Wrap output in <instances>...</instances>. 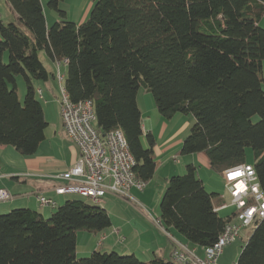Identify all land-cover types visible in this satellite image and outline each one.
I'll list each match as a JSON object with an SVG mask.
<instances>
[{
	"label": "trees",
	"instance_id": "trees-1",
	"mask_svg": "<svg viewBox=\"0 0 264 264\" xmlns=\"http://www.w3.org/2000/svg\"><path fill=\"white\" fill-rule=\"evenodd\" d=\"M16 20H0V145L32 156L48 122L33 81L49 72L39 52L66 62L64 90L72 102L91 100L100 133L119 129L135 160V178L153 177L155 140L144 136L136 96L151 93L166 120L192 115L183 155L204 153L210 169L251 165L264 193V0H93L89 18L77 24L47 0L59 20L46 23L40 0H6ZM7 54V61H4ZM25 94L19 100L15 77ZM159 221L187 244L211 246L236 213L220 216L192 164L167 178ZM135 190V189H134ZM111 226L110 214L82 199L66 200L50 216L30 208L0 214V264H176L154 255L92 251L76 256V233L97 234ZM235 264H264V217Z\"/></svg>",
	"mask_w": 264,
	"mask_h": 264
},
{
	"label": "crops",
	"instance_id": "crops-1",
	"mask_svg": "<svg viewBox=\"0 0 264 264\" xmlns=\"http://www.w3.org/2000/svg\"><path fill=\"white\" fill-rule=\"evenodd\" d=\"M40 1L42 6H44L46 0ZM43 11L44 15L46 16L44 7ZM45 19L47 25H49L47 16L45 17ZM0 20L3 23H8L16 20V14L13 12L6 0H0ZM259 24L264 28V14L259 20ZM40 54H44V59L41 61L49 72V79L47 81H33V85L36 93L39 94L42 99L46 98L47 103H49V98L51 97L50 93L53 89V82L55 81V77L57 79V74L62 76L64 85V76L62 71L64 70L66 72V62L51 61L49 58H47L43 51L39 52V58ZM262 75L264 77V60L262 62ZM50 79L53 80L52 83ZM262 85L264 87V82ZM138 92L136 101L141 115V128L143 132V138L147 132H150L153 135L156 143L157 135L159 136V139H163L165 136H167V139L162 141L158 145V150L163 154L169 152L176 146H181L182 140L187 135L186 133L189 132L188 128L193 123L194 118H189V120L184 122L182 126H179L176 131L171 124L173 122L172 119L169 120L170 124L161 122L160 126L157 127V125L153 124L152 120H144V114L142 113V110L140 109V106L138 104ZM43 113L45 118V110H43ZM49 126L50 124L48 122V127ZM48 127L46 128V130L48 129ZM46 130L45 139L39 144L37 152L32 156H21L20 158H18L16 156L17 154H13L16 151L11 146L0 145V188L5 189L11 196L9 200L0 202V214L8 212L14 208L21 207L36 210L45 217L49 216L53 211L50 210L51 208L49 206L41 207L39 205L37 199L39 195L47 198H52L56 202V205H61L66 200L70 199H81L73 197L72 195H70L71 193L57 195L54 192L53 188L56 185V181L52 180L51 176L63 172L73 166V164L77 160L78 152L76 146L65 135L62 128L61 119L60 126L58 122H53V124L51 125L52 134L50 136L46 134ZM174 131L175 133H173ZM42 147H46V149L44 150V148ZM174 156L175 155L172 156L173 159ZM185 161L188 162V164H192L196 167L197 175L201 179L205 189L207 190L208 187H213L214 190L215 185L217 184L214 181V177L212 176V173L214 172L209 167L207 156L204 153H194L187 156L185 158ZM10 162L15 163H12L13 165L9 166L8 163ZM247 164L251 165V162L247 161ZM159 166L162 167L160 168L162 170L166 168V166H163L156 161V167L153 176L157 173ZM7 167L9 169H7ZM171 170L172 171H170V174L173 175V173L178 171L180 172L182 169H180V167H177L176 169ZM202 170H204L203 173H201ZM8 177L15 179L18 183L22 184L13 185L7 183L5 179H7ZM135 191L132 192V190H130V194L131 192L134 194V196L132 194L131 195L136 200V203H131L126 198L113 194H106L102 199L103 203L101 204H105L104 200L107 198V196H109L110 198H116L118 204L117 208L121 207V209L125 211L124 215H118L119 217L114 216V214L116 213L110 215L111 226L107 228L108 234H106L105 232L106 235L99 238L101 240L104 239V241L106 240L107 248H111L106 250L131 253L139 258H143L141 260L148 261L150 260V257H153L154 255L170 259L171 252L174 248V241L186 244L189 247H193L191 246V244L182 242L183 240L181 241L178 238L174 237V235L170 234L169 231L165 230L163 227L156 225V227L160 231V234H162L165 239L158 236L159 231H157L155 227L153 228L150 223V218L151 220L153 218L143 210L144 207L142 205H144V190L142 192ZM215 193H217L218 196L214 199L213 204L218 214L221 211H225V216L236 213V208L231 205L230 196L227 190L225 192V195H220L218 191ZM230 205L232 206V208L234 207L233 211H229ZM155 220H158V218H155ZM233 221H235V218H233ZM78 235L79 234L76 233L75 252L76 256L79 258L87 257L92 251H101V248H106L104 247L103 242L101 243L100 240L94 243V239L92 237L87 238L82 236L83 239L81 240V242H78ZM115 246L118 249H115ZM193 248L196 249L197 254L200 251L203 256L202 248H198L195 246ZM222 255L223 253L217 259L218 262L221 259ZM219 264H226L225 259H221Z\"/></svg>",
	"mask_w": 264,
	"mask_h": 264
},
{
	"label": "built area",
	"instance_id": "built-area-1",
	"mask_svg": "<svg viewBox=\"0 0 264 264\" xmlns=\"http://www.w3.org/2000/svg\"><path fill=\"white\" fill-rule=\"evenodd\" d=\"M57 80L61 94L59 114L62 128L76 146L78 156L73 166L51 176L56 181L54 192L57 195L74 193L97 204L103 203L106 194L134 200L130 190L142 192L145 183L133 174L135 160L124 135L119 129L98 132L93 125L96 120L93 102H72L64 90L62 76L57 74ZM223 178L230 202L236 208L235 221L226 223L217 240L211 246L202 248L203 256H199L195 248L174 241L170 258L176 264H218L217 259L223 248L234 242L240 229L264 217V193L252 165L242 164L227 169L223 172ZM10 198L9 193L0 188V202ZM37 199L41 207L56 206L52 198L39 195ZM154 223L161 226L159 219Z\"/></svg>",
	"mask_w": 264,
	"mask_h": 264
},
{
	"label": "rangeland",
	"instance_id": "rangeland-1",
	"mask_svg": "<svg viewBox=\"0 0 264 264\" xmlns=\"http://www.w3.org/2000/svg\"><path fill=\"white\" fill-rule=\"evenodd\" d=\"M43 7L45 10V14H46L48 21H49V26H51L54 23V21L59 20L58 14L55 10H53L47 6V0H46ZM58 7H59V9L64 10L66 12V17L68 20L75 21L77 24H80L89 18L91 10L94 7V1L93 0H62L59 2ZM43 57H44V54H40L41 60L44 59ZM4 61H7V54H5ZM62 73H63L64 79H65L66 72L63 70ZM50 81H51V83L53 82V80H51V79H50ZM15 82H16L18 97H19L20 101L22 102L24 94H25L24 79L21 75H19V76L15 77ZM50 94H51V97L49 98L50 99L49 103H47L46 98L42 99L39 96V94L36 93L37 99L40 101V103L43 107V110H45V118H46L47 122H49V124H50V126L46 130V134L48 136H50L52 134L51 133V125L53 124V122L54 123L58 122V124L60 126L59 100H60L61 94H60V90H59L58 80L56 79V77H55V81L53 82V89L51 90ZM137 98H138V104L140 106V109L142 110V113L144 114V120L145 119L146 120H152L153 124L157 125V127L160 126L161 122L170 124L169 120L164 119L159 114V112L155 106L154 99H153V96L151 95V93H148V92L144 91V89L140 88ZM189 118L190 119L193 118L192 115H176L174 118H172L173 122L171 124L173 125L174 130L176 131V129L179 126H182L184 122L188 121ZM93 125L95 127V123H93ZM191 125H190V127H191ZM190 127L188 128V130L190 129ZM175 131L173 133H175ZM186 134H188V133H186ZM166 139H167V136H165L163 139H159V136L157 135L156 136V143L154 145L155 149L153 147V149H154L153 153H154L155 160L158 163L162 164L163 166H166V168L162 170V169H160L162 167L159 166L157 173L153 176V178L150 179V181H148L145 184V188H144V201L145 202L142 200L143 204H144V205H142L144 207L143 210L145 213L149 214V216H151L153 218L151 220V218L149 217L150 223H151V226L153 228L155 227L157 229V231H159V230L156 227L153 220H155V218H159L160 200H161L162 194L164 193V189L166 187L167 178L172 175V174H170V171H172L171 169H176L177 167L178 168L180 167V169H182V170L180 172L178 171V172L173 173V175H178V174L184 173L185 172V166L188 164V162L185 161V158L190 155V154H185V155L181 154L179 152L180 146H178V147L176 146V147L172 148V150H170L167 153H164V154L161 153L158 150V145ZM142 142H143L144 146L147 145L146 140L144 138L142 139ZM42 148H44V150L46 149V147H42ZM13 154H17L16 156L18 158L21 157V155H19L16 152H14ZM173 155H175L174 158H176L177 161L173 160V158H172ZM246 155H247V161L252 162V155H251L250 149H247ZM12 163H15V162L8 163L9 166H12L13 165ZM7 169H9V168L7 167ZM203 172H204V170H202L201 173H203ZM212 176L214 177V179H215L214 181L216 182L217 185H215L214 190H213V187H211V188L208 187L207 191L208 192H212V191L217 192L218 191V193L220 195H225L226 190L224 187V184H225L224 178L220 174H217V173H212ZM5 180L7 183H10L13 185L22 184V183H18L15 179L10 178V177H8ZM134 191L135 190L132 189V192H134ZM132 192H131V194L134 196V194ZM70 195H72L73 197H76V198H81L84 202H86L90 205H95V206L104 208L110 215L116 213V214H114V216H116V217L118 215L119 216L124 215V213H125V211L122 210L121 207L117 208L118 204H117L116 198H110L109 196H107V198L104 200L105 204H101V203L97 204V203H94L92 200H90L88 198H83L77 194L71 193ZM128 201L131 203L132 202L134 203L136 200L134 199V200H128ZM137 201H138V199H137ZM231 205H233V204H231ZM231 205H230L229 211L234 210L233 208L235 207V205H233L234 206L233 208ZM57 206H59V205H56L55 207H50L51 208L50 210L55 211ZM18 208H21V207H18ZM5 213H8V212H5ZM1 214H3V213H1ZM219 214H220V216H225V211H221ZM46 217H48V216H46ZM254 228H255V223H252L249 227H242L240 229L239 236L234 240V242H232L229 245H226L223 248V251H222L223 255H222L221 259H223V260L225 259L226 264H235L236 263L237 257L240 254L242 247L244 246V244L248 240V237L250 236V234L252 233ZM107 231H108V229H106L102 233L101 232L97 233L96 235H92V234L85 232V231H78L77 232V234H79L78 235V242H81L83 237H87V238L92 237L94 239V243H96L98 240H100L101 243L103 242V245L106 248H101V251H108V252L114 251V250H106V249H111V248H107L106 240L104 241V239L103 240L99 239L101 236L108 234ZM168 231L170 234L174 235V237L178 238L181 241L183 240L182 237L180 235H178L174 230L168 229ZM105 232H106V234H105ZM158 233H159L158 236L163 237V235L160 234V231ZM163 239H165V238L163 237ZM182 242H185V241H182ZM115 249H118V248L115 246ZM114 252L121 254V255H130L131 254V253L118 252V251H114ZM198 255L202 256V253L199 251ZM137 258H139V257H137ZM151 258H152V256L150 257V259ZM139 259H143V258H139ZM221 259L219 260V262L217 261L218 264L220 263Z\"/></svg>",
	"mask_w": 264,
	"mask_h": 264
},
{
	"label": "bare ground",
	"instance_id": "bare-ground-1",
	"mask_svg": "<svg viewBox=\"0 0 264 264\" xmlns=\"http://www.w3.org/2000/svg\"><path fill=\"white\" fill-rule=\"evenodd\" d=\"M238 186H239V188H241V185L240 184H238Z\"/></svg>",
	"mask_w": 264,
	"mask_h": 264
}]
</instances>
